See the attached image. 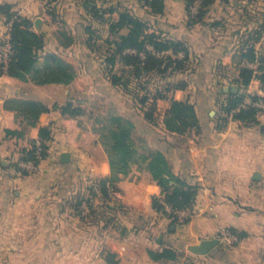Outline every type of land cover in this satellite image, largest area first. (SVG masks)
<instances>
[{
  "label": "crops",
  "instance_id": "0c3cea01",
  "mask_svg": "<svg viewBox=\"0 0 264 264\" xmlns=\"http://www.w3.org/2000/svg\"><path fill=\"white\" fill-rule=\"evenodd\" d=\"M162 1L159 14L145 0H90L84 7L80 0H0V6L11 4L32 20L34 31L43 36L38 68L48 53H56L75 71L68 84H39L32 74L16 78L0 67V264H264V116L221 127V99L208 90L207 78L218 66L238 72L255 69L250 63L264 65V0H216L194 26L188 23L185 0ZM125 11L146 21L148 33L185 42L202 77L159 100L157 122L148 121L112 83V73L127 69L120 59L114 67L107 62L117 40L111 24ZM6 32V17L0 14V42ZM249 49L255 50L254 62L243 56ZM261 89L259 79L248 88L252 93ZM14 100L41 102L50 111L31 126L10 105ZM174 100L195 106L197 127L183 134L166 128ZM99 101L106 115L94 111ZM69 103L83 113L71 117L55 108ZM111 116L129 118L134 134L146 139L145 148L163 152L176 175L199 187L192 219L174 223L154 208L161 187L138 162L119 175L113 196L98 198L93 209H77L76 199L91 195L92 182L112 175L102 141ZM42 128L51 132L47 158L35 170H18ZM63 153L70 154L69 162L62 161ZM257 172L261 179L256 181ZM225 228L244 234L237 245L222 242L215 250L224 259L215 251L205 256L191 252ZM167 249L177 258L151 254Z\"/></svg>",
  "mask_w": 264,
  "mask_h": 264
},
{
  "label": "trees",
  "instance_id": "16d2710c",
  "mask_svg": "<svg viewBox=\"0 0 264 264\" xmlns=\"http://www.w3.org/2000/svg\"><path fill=\"white\" fill-rule=\"evenodd\" d=\"M189 14V25L194 26L203 21L208 13L209 7L216 0H202L197 14H192L190 9L196 0H186ZM146 3L152 6L156 13H163L162 0H145ZM86 6V5H85ZM0 14L6 17V22H12L11 29V45L12 54L6 74L16 77L25 78L27 75H33L35 82L39 84L45 83H70L75 78V71L73 67L65 61V59L56 53H48L44 57L43 66L38 68L40 61V51L44 49V38L41 34L34 31V23L25 16L20 15L11 4H3L0 6ZM99 14L97 13V16ZM111 30L117 34V40L114 42V52L108 57L107 62L111 66H115L118 59L127 68L122 75L112 73L111 79L115 86H118L124 91H128L130 78H141L145 75L153 73L166 74L171 71H185L187 69V61L190 59L191 51L188 45L182 41L165 40L159 34L148 33V23L142 18L132 15L125 11L122 12L118 19L111 24ZM149 46H153L156 51H168L166 57H158L149 50ZM129 49H136L138 52H144L146 58L143 59L139 55L124 54ZM183 52L185 57L178 58V54ZM244 58L249 61L256 60L254 49H249L243 54ZM259 79L264 86V65H260L259 69H252L249 67H241L239 70L238 82L241 87L245 89L250 86L253 80ZM179 87V88H183ZM253 100H258V95H251ZM246 94L239 89L236 93H228L227 99L221 105V123L226 122L229 116H233L234 120H241L250 122L256 120L260 111L256 107L249 109H241L237 111L239 105L245 100ZM136 99V98H135ZM137 101V99L135 100ZM149 97H144L141 104H146ZM15 108L20 115L31 125L35 126L40 116L43 113L49 112L50 108L45 104L36 101H11L10 104ZM56 109H60L64 115L77 117L83 113L79 106L72 103L67 105H55ZM236 111V112H235ZM155 108L151 111L145 112V118L153 122ZM222 114V113H221ZM227 115V116H225ZM109 123L105 124L102 141L109 154L112 175L108 179L98 181L103 197L108 199L110 197L109 182L116 190V182L120 174H128L131 165L135 162L140 164L141 170H146L150 173L154 182L161 187V198H155L153 206L158 211L168 214L171 218L176 217L174 213H168L165 205L161 199L172 208V210H186L192 209L195 204L199 187L190 184L183 177L176 175L171 165L161 151L147 149L144 153H139L138 148L133 141V133L135 125L131 120H125L120 116H112ZM166 128L171 132L179 134L186 133L188 130L197 127L199 120L195 106L189 101L174 100L171 107L166 112L164 119ZM51 132L47 128H42L40 133V140L43 145L42 159H38L36 155V142L33 143L32 148L25 150L22 160L33 162L39 165L48 156L47 141L50 139ZM20 170V168L18 169ZM25 172V171H23ZM90 193L94 194L93 186L89 188ZM85 198H80L78 204H82ZM87 200V199H86ZM89 201V200H87ZM78 207V206H77ZM89 208L93 209L94 204L89 203ZM111 208V207H109ZM175 223L177 218L174 219ZM155 258H169L176 259L177 253L173 250L167 249L160 255L151 253ZM215 256L224 259L223 252L219 249L215 251ZM110 255V254H109ZM115 262L113 259L109 263Z\"/></svg>",
  "mask_w": 264,
  "mask_h": 264
},
{
  "label": "rangeland",
  "instance_id": "374dc122",
  "mask_svg": "<svg viewBox=\"0 0 264 264\" xmlns=\"http://www.w3.org/2000/svg\"><path fill=\"white\" fill-rule=\"evenodd\" d=\"M82 3V6L84 7L85 5H87L89 3L90 0H80ZM186 1V0H185ZM187 4V1H186ZM193 7V6H192ZM192 7L190 9L192 14H197V13H193L192 12ZM210 10V9H208ZM187 13H188V6H187ZM188 21H189V14H188ZM3 41V37L1 39V42ZM0 42V44H1ZM179 55V54H178ZM253 64V66H255V69H259V65L260 63H250ZM187 69L185 71H171L168 72L166 74H162V73H153L150 75H145L142 76L141 78H130L128 75H126L127 78L130 79V83H129V87H128V91H125L126 94L129 95L130 99H132L137 107V109L139 111H141V114H143L145 116V112L146 111H151L153 108H155V113H154V117L156 122L159 121L160 117V106H159V100L163 99L165 97V95L167 93H171L173 90L178 89L179 87L182 86H186L188 85V83H193L195 82L196 84H198L201 80L202 77H200V75H198L199 73L197 72V60L195 58V56L191 53L190 55V59L189 61H187ZM257 67V68H256ZM118 75H122V72L117 73ZM210 81L208 82L209 85V91L215 92L217 95V99H218V103H219V108L221 111V105L224 101H226L227 99V94L232 92V88L235 87L236 88V92L239 91V89L241 90L242 93H245L246 96H251V95H258V97H260L261 93H255V92H250L248 90V88H244L243 86L241 87L240 83L238 82V78H239V71H232V70H228L226 68L220 67L218 66L217 68H215L213 71H211L210 75L207 77ZM263 85H262V89H263ZM180 89V88H179ZM261 89V90H262ZM124 90V89H123ZM233 93V92H232ZM144 97H149V101L146 102V104H141V100ZM252 97V96H251ZM137 101H135L136 99ZM223 100V101H222ZM98 101V100H95ZM222 101V102H221ZM100 105V101L99 103H95L92 106L94 107V111H96V113H101L102 115H106L107 114V108L106 106L103 104ZM221 115L223 116V112L221 111ZM227 116V115H225ZM112 117V116H111ZM110 117V118H111ZM122 118H124L126 121L130 120L129 118H126L124 116H122ZM154 120V121H155ZM110 119L107 120V124L109 123L110 125ZM234 120L233 117L232 119L230 118V116L227 118V121L222 122L221 127H227L230 126L231 123H233ZM254 123L257 122V118L254 121H250V123ZM133 141L134 144L136 145V147L138 148V152L139 153H144L143 150H146V146H147V141L146 139H144L142 136H138L137 134L133 133ZM23 161V160H21ZM37 166V165H36ZM17 168H20V171H28L30 169H26L23 168L22 166H20V164L17 165ZM37 168V167H36ZM258 173V172H257ZM257 181V180H256ZM93 184H98V181L92 182ZM111 185V184H110ZM110 197L111 194L112 196L115 194L116 190L113 188V186H110ZM87 197H89V195H87ZM87 197L85 198L84 202L86 201ZM82 198V197H80ZM98 198H102L103 199V194L101 193V195L99 197L96 198L95 203L97 202ZM80 199H76L75 205L78 206L77 209H81L83 211H87L89 208L88 205V209H86L84 202L80 205L79 203ZM106 201V200H105ZM108 201V200H107ZM106 201V202H107ZM113 202V201H109ZM243 201H239V203H242ZM94 203V205H95ZM252 209H254V207H252ZM192 216L195 215L196 213L194 211H192L193 209H188ZM191 217L188 218H183V219H179L178 217H173V222L175 223V218H177L176 223H186L188 222L190 219H192ZM224 232L229 233L230 235H225L223 234ZM243 234L241 232H236L233 228H225L221 231L220 235H219V239H221V241L224 243L225 246H235L237 245L241 239L243 238Z\"/></svg>",
  "mask_w": 264,
  "mask_h": 264
},
{
  "label": "built area",
  "instance_id": "2783aa9c",
  "mask_svg": "<svg viewBox=\"0 0 264 264\" xmlns=\"http://www.w3.org/2000/svg\"><path fill=\"white\" fill-rule=\"evenodd\" d=\"M202 0H196V2L194 3L193 7H192V12L193 13H197L200 5H201ZM11 29H12V22L7 23V32L4 34L3 36V41L0 44V67L3 70H7L9 62H10V58H11V54H12V45H11ZM149 50L157 55L158 57H166L167 54L169 53L168 51H156L154 49L153 46H149ZM127 52L129 54H134V55H139L141 56V58L145 59L146 58V54L144 52H138L136 49H129L127 50ZM185 57L184 53L181 52L178 55L179 59H183ZM256 107L257 109H259L260 113L263 114L264 116V87L262 89V93L259 97L258 100H253L251 96H246L245 100L239 105L237 111H240L241 109H249L250 107ZM236 112V111H235ZM232 115L230 116V118L232 119ZM36 147H37V151H36V155L38 159H42V152H43V145L41 143V141H37L36 143ZM20 166H22L23 168L26 169H30L29 171L35 170L36 169V165L33 162H27V161H21L19 162ZM93 189H94V194L89 195V197H87V200L89 201H85L84 205L86 207V209H88V205L89 203H95V200L97 197H99L101 195V189L100 186L98 184H93ZM107 186L109 188V193H110V183H107ZM112 196V194H111ZM161 202L165 205V209L168 213H174L176 217H178L179 219H183V218H188L191 217L192 214L191 212L186 209V210H172V208L170 206H168L167 204H165V202L161 199ZM223 234L225 235H230L229 233L224 232Z\"/></svg>",
  "mask_w": 264,
  "mask_h": 264
},
{
  "label": "water",
  "instance_id": "95a60500",
  "mask_svg": "<svg viewBox=\"0 0 264 264\" xmlns=\"http://www.w3.org/2000/svg\"><path fill=\"white\" fill-rule=\"evenodd\" d=\"M39 23H40V20H38L36 23L37 27H38ZM235 91H236V88L233 87L232 92L234 93ZM61 158H62V161L64 163H67L70 161L71 156L69 153H63ZM254 179L255 180L261 179L260 173H255ZM221 243H222V241L219 238L210 239V240H203V241H201L200 244L192 246L190 248V250L192 253H194L196 255H202V256L210 255L221 245Z\"/></svg>",
  "mask_w": 264,
  "mask_h": 264
}]
</instances>
